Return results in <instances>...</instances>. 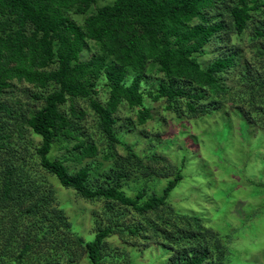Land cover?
I'll return each instance as SVG.
<instances>
[{"label":"trees","instance_id":"obj_1","mask_svg":"<svg viewBox=\"0 0 264 264\" xmlns=\"http://www.w3.org/2000/svg\"><path fill=\"white\" fill-rule=\"evenodd\" d=\"M263 10L264 0H111L101 6L98 0H0V235H7L0 261L32 264L34 246L45 241L48 253L53 251L45 253L43 264L62 259L72 264L74 248L84 251L90 264H104L106 239L117 233L173 249L166 264H226L220 237L209 233L199 216L168 205L183 179L186 156L170 171L161 194L149 193L146 180L133 196L126 194L127 179L139 175L138 169L145 176L151 171L121 141L117 114L126 106L143 125L151 119L149 98L163 100L178 119L183 114L193 119L230 100L256 109L264 120V32L252 30L259 44L251 47L263 58L262 70L239 66L241 49L228 46L231 35H243ZM213 52L206 64L199 62ZM230 75H236L235 88L225 82ZM22 84L28 86L21 92L26 102L13 94ZM83 100L90 111L79 107ZM90 121L86 128L83 123ZM35 138L38 145L31 150ZM58 143L66 154L50 158ZM118 144L126 155L101 170L95 183L94 168L101 166L95 158L110 160ZM30 152L61 187L103 203L106 223L93 221L91 240L74 231L51 192H42V180L26 163ZM115 206L131 211L137 223L124 225ZM55 232L65 235L61 246ZM8 251L13 258L6 262Z\"/></svg>","mask_w":264,"mask_h":264},{"label":"rangeland","instance_id":"obj_2","mask_svg":"<svg viewBox=\"0 0 264 264\" xmlns=\"http://www.w3.org/2000/svg\"><path fill=\"white\" fill-rule=\"evenodd\" d=\"M110 1L98 0V5ZM68 15L78 21L83 18L81 15ZM255 29H262L264 32V10L253 15L243 35H231L228 46L241 49L239 66L249 63L262 70V56L251 49L254 43L259 44V41L252 39V30ZM261 41L264 42V37H261ZM211 54L200 56L199 62L206 64L214 52ZM236 81V75L225 79L232 88L236 87ZM27 87L24 84L18 85L13 91L21 102H26V97L21 92ZM102 95L99 94L101 100L104 98ZM145 104L150 108L151 119L143 125L136 122V112L128 110L126 106L121 107L117 114L116 129L118 135L121 134V141L129 145L141 158L142 164L151 171L150 176H145L139 171L143 170L138 169L139 175H132L130 180L127 179V184L123 187L126 194L133 196L140 191L145 180L149 193L161 194L167 176H171L170 171H175L182 156H186L183 179L171 192L168 205L177 212L199 216L203 227L220 237L225 250V257L222 258L226 264H264V120L259 119L256 109H249L246 104L240 107L229 100L211 114L193 119H188L183 114L178 119L175 113L164 109L163 100L152 102L145 98ZM78 105L90 111L87 101H79ZM91 123L83 124L89 128ZM38 141L35 138L31 143V150L38 145ZM13 145L15 152L20 150L18 144ZM126 153L124 145L118 144L112 149L110 160L103 162L99 156L96 157V162L101 163V166L97 170L94 168L93 178L98 177L94 178V182L100 180L101 170L108 171L113 167V160L122 158ZM65 154L62 143H58L49 157L59 158ZM25 155L26 163L31 162L28 167L33 176L42 180V192L47 195L51 192L55 200L54 206L64 210L74 231L84 240H91L94 234L93 221L106 223L102 213L103 203L83 200L72 190L61 187L56 178L39 169L34 162L36 156L33 152ZM67 165L73 169L71 163ZM113 208L116 213L124 214V225L137 223L138 219L131 211L122 206ZM1 228L4 229V225L0 222ZM54 234L60 236L56 238V242L61 246L65 235L61 232ZM5 242L7 235H0V249ZM44 242L34 246L31 252L32 264L46 262L45 253H48L49 245ZM16 250L19 248L16 247ZM73 250L72 264H90L84 251ZM105 250L108 262L104 264H166L174 253L173 249H161L141 238L134 239L117 233L106 239ZM213 256L216 258L218 255ZM12 258L8 251L5 261ZM213 261L217 263L216 260ZM0 264L4 262L0 261ZM58 264H66V261L62 259Z\"/></svg>","mask_w":264,"mask_h":264}]
</instances>
